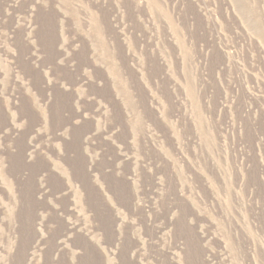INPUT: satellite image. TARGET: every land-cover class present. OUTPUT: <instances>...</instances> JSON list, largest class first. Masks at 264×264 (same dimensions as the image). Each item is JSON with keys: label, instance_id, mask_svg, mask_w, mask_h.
Wrapping results in <instances>:
<instances>
[{"label": "rangeland", "instance_id": "obj_1", "mask_svg": "<svg viewBox=\"0 0 264 264\" xmlns=\"http://www.w3.org/2000/svg\"><path fill=\"white\" fill-rule=\"evenodd\" d=\"M0 264H264V0H0Z\"/></svg>", "mask_w": 264, "mask_h": 264}]
</instances>
